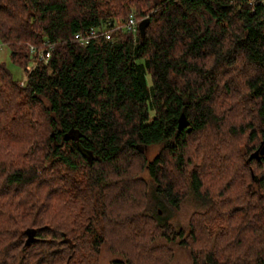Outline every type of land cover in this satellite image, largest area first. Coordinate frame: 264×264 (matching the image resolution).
Masks as SVG:
<instances>
[{"label":"trees","instance_id":"trees-1","mask_svg":"<svg viewBox=\"0 0 264 264\" xmlns=\"http://www.w3.org/2000/svg\"><path fill=\"white\" fill-rule=\"evenodd\" d=\"M0 41V264H264L262 0H0Z\"/></svg>","mask_w":264,"mask_h":264},{"label":"rangeland","instance_id":"rangeland-1","mask_svg":"<svg viewBox=\"0 0 264 264\" xmlns=\"http://www.w3.org/2000/svg\"><path fill=\"white\" fill-rule=\"evenodd\" d=\"M0 63H4L7 66V68L11 71L15 79L19 81H23L26 79L27 72L25 71V68L13 62V60L10 57V48L6 44L2 43L1 41H0ZM157 151H158L157 147H152L147 153L148 158L152 159V157L157 153ZM143 175L146 176L147 174L144 173ZM195 210H197V204L194 201V199L191 196H189L188 198L183 200L178 211L170 212V216L173 220L172 221L173 224H175L176 227L187 229L191 215L193 214ZM157 244L166 245L169 243L167 242L166 239L158 238L153 242V245H157ZM169 245L172 246V248L175 251V257H174L173 264H191V257H190V253L188 250L180 247L175 242H172ZM119 258H122V255L120 253L114 252L111 249V244L108 242H105L101 246L100 252L97 257V263L98 264H112V262L115 259H119Z\"/></svg>","mask_w":264,"mask_h":264},{"label":"built area","instance_id":"built-area-1","mask_svg":"<svg viewBox=\"0 0 264 264\" xmlns=\"http://www.w3.org/2000/svg\"><path fill=\"white\" fill-rule=\"evenodd\" d=\"M264 2V0H262ZM125 28L127 31L136 34L138 29H139V21L137 18L133 15L130 14L126 22L122 24H109L108 25H102L98 27H92L88 29L85 33L82 31L76 32L74 34L75 39H77L81 44H88L92 40L100 37H104L106 39H111L112 38V31L114 29H119V28ZM28 48L31 54H34L37 56L38 61H43L46 62L48 58L50 57L51 52L54 49L53 44H48L46 42V46L44 48H40L38 45L29 43ZM36 63H30L27 65L25 71L27 74L33 70L35 67ZM26 80V79H25ZM25 80L21 81V84L25 83Z\"/></svg>","mask_w":264,"mask_h":264},{"label":"water","instance_id":"water-1","mask_svg":"<svg viewBox=\"0 0 264 264\" xmlns=\"http://www.w3.org/2000/svg\"><path fill=\"white\" fill-rule=\"evenodd\" d=\"M148 21L149 18H145L139 22V30L141 34L145 33V29ZM180 123L183 126H186L188 124L184 115L181 116ZM262 157L264 158V138L261 141L260 146L255 151L249 154V156L247 157V162L251 161L253 158L260 160Z\"/></svg>","mask_w":264,"mask_h":264}]
</instances>
